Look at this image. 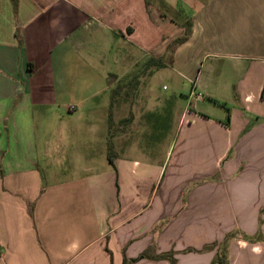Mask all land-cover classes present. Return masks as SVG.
I'll return each mask as SVG.
<instances>
[{
	"label": "crops",
	"instance_id": "obj_1",
	"mask_svg": "<svg viewBox=\"0 0 264 264\" xmlns=\"http://www.w3.org/2000/svg\"><path fill=\"white\" fill-rule=\"evenodd\" d=\"M152 57L203 97L114 115ZM263 210L264 0H0V264H264Z\"/></svg>",
	"mask_w": 264,
	"mask_h": 264
},
{
	"label": "rangeland",
	"instance_id": "obj_2",
	"mask_svg": "<svg viewBox=\"0 0 264 264\" xmlns=\"http://www.w3.org/2000/svg\"><path fill=\"white\" fill-rule=\"evenodd\" d=\"M117 57H116V52H114L113 54H111L110 58H109V62L111 63L112 58H118L119 62L115 64H113V66H115L116 70L121 72L123 71L121 69V67H125L127 66L128 62L126 60V58L123 57V54H119L117 53ZM118 67V68H117ZM152 69H148L145 70L144 72L141 71L140 66H135L133 68V70L123 76L121 79L126 78L125 81H132L133 78L135 76H137V78L134 79V81H132V84L126 89L125 91H120L119 96L117 97L118 99V103L115 105L114 108V115H116L117 113H121L122 112V106L120 104V102L126 98H128L129 96L126 95H136L137 97L143 96V103L145 105H151L152 103L150 102H146L147 100V93L149 92V90L152 88L154 93L158 94V95H163V96H177V97H181L183 96V98L190 93V91L192 90V88L194 87V85L192 84V82L187 81V79H184L180 76H178L174 71H172L170 69V67L168 68H161L159 70H157L156 75L152 77ZM152 77V78H151ZM168 88V90H163V87ZM128 92L127 94H125V92ZM133 93V94H132ZM131 97V96H130ZM129 97V98H130ZM128 98V99H129ZM116 100V101H117ZM120 101V102H119ZM231 106H227V109H230ZM134 112H137L140 109L139 103H137V105L132 107ZM138 136V134L135 135V137ZM140 141H142V139L140 138ZM63 168V165H59L57 166V168ZM260 225H262V223H260ZM234 234V239H240V240H244L245 242L249 243L253 240H258L260 241L262 239V234L259 231L255 236H250L248 233L245 232H241L239 230H235L233 232ZM244 235L248 236L245 240ZM251 240H247L250 239Z\"/></svg>",
	"mask_w": 264,
	"mask_h": 264
},
{
	"label": "trees",
	"instance_id": "obj_3",
	"mask_svg": "<svg viewBox=\"0 0 264 264\" xmlns=\"http://www.w3.org/2000/svg\"><path fill=\"white\" fill-rule=\"evenodd\" d=\"M13 2H14V6H15V9H16V6H17V0H13ZM185 27H186V33H185V36H183V37H181V38H179V39H177L175 42H173L170 46H169V51L170 52H173L175 49H176V47H178L179 45H181L182 43H184L185 41H187L188 40V38H189V35H190V32H191V22H188L186 25H185ZM165 67V64H163V62H162V59H155V58H149L145 63H143V64H141L140 65V68H141V71H145V70H148V69H151V68H153L152 69V71L153 70H158V69H161V68H164ZM135 78H137V76H135L134 78H133V80L132 81H134V79ZM125 79L126 78H123V79H121L118 83H117V85H116V88L114 89V92H113V94H114V98L117 100L118 98V96H119V94H120V91H125V88L127 87H129L131 84H132V81L130 80V81H125ZM126 88V89H127ZM128 92L126 91L125 92V94H127ZM111 125H112V120H111ZM111 160V159H110ZM112 161V160H111ZM263 212H264V210H263ZM261 223H263L262 222V220L260 221ZM244 237H245V240H246V238L248 237L247 235L245 236L244 235ZM234 238V234L233 233H231V234H228L225 238H224V240L221 242V245H220V247H219V252H218V256H217V259H216V261L217 262H220V263H222L221 262V258L224 256V255H226L227 254V252H228V245H229V242L232 240ZM247 240H251V238L250 239H247ZM216 244H213L211 247H214ZM173 252H169V253H165V254H162V255H158L157 257H155L156 259H169V260H171L170 262H171V264H176V261L174 260V258H173ZM149 257V253L148 252H146V253H144V254H142L140 257H139V259H143V258H148ZM215 261V262H216Z\"/></svg>",
	"mask_w": 264,
	"mask_h": 264
},
{
	"label": "built area",
	"instance_id": "obj_4",
	"mask_svg": "<svg viewBox=\"0 0 264 264\" xmlns=\"http://www.w3.org/2000/svg\"><path fill=\"white\" fill-rule=\"evenodd\" d=\"M187 97H188L189 102L191 104L193 101H195L199 98H202L203 95L200 92H197L195 88H192V90L190 91V93L188 94Z\"/></svg>",
	"mask_w": 264,
	"mask_h": 264
}]
</instances>
